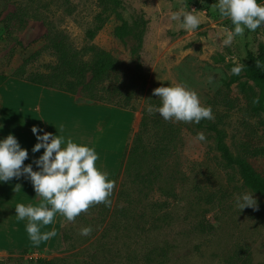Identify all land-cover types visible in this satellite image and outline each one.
<instances>
[{"label":"rangeland","instance_id":"rangeland-1","mask_svg":"<svg viewBox=\"0 0 264 264\" xmlns=\"http://www.w3.org/2000/svg\"><path fill=\"white\" fill-rule=\"evenodd\" d=\"M215 2L119 0L117 12L134 26V37L124 43L114 36L120 23L115 14L93 39L87 37L102 11L98 0H0V75L10 76L19 67L25 74L47 73L56 64L47 37L56 32L72 47L88 53L85 59L93 56L89 48L94 47L116 61L118 72L111 79L125 94L120 101L126 109H121L135 118L119 174L141 128L143 111L149 104H160L153 89L184 83L197 92L203 106L211 107L213 118L206 121L224 134L232 156L247 161L264 178V111L253 110L249 88L256 93L258 89L243 74L247 54L257 53L264 43V27L246 31L231 46L223 45L232 25L213 10ZM19 9L29 12L23 28L10 21ZM177 10H195L200 25L193 31L184 29L179 20L170 19ZM236 65H243L239 75L230 71ZM10 79L7 86V81L0 85L1 131L29 146L37 142L33 125L58 134L62 124L65 137L94 148L98 156H119L121 117L113 113L107 122V113L74 106L63 93ZM243 82L245 90L240 86ZM76 96L86 100L82 94ZM148 115L149 131L137 159L142 173L150 178L157 173L152 151L161 140L169 147L168 156L154 185H143L137 192L133 189L136 202L129 207L116 200L118 177L112 202L115 222L110 228L93 210L84 219L66 220L57 236L61 215L56 214L52 224L41 228L42 232L55 229L56 235L35 245L26 232L27 218L17 219L15 205L36 206L40 198L23 176L0 182V241L15 245L0 246V264H40L37 259L52 260L51 264L80 260L94 264L91 255L99 246L110 250L109 264H264V197L244 183L238 166L221 156L215 132L197 123L165 121L159 113ZM198 132L206 139L196 141ZM17 184L21 187L16 188ZM242 192L253 193L255 207L241 210L235 206V196ZM89 225L93 232L80 235L79 230Z\"/></svg>","mask_w":264,"mask_h":264},{"label":"clouds","instance_id":"clouds-1","mask_svg":"<svg viewBox=\"0 0 264 264\" xmlns=\"http://www.w3.org/2000/svg\"><path fill=\"white\" fill-rule=\"evenodd\" d=\"M213 10L221 19L231 22V29L221 43L231 46L234 38L243 39L246 31L255 32L264 27V0H216ZM171 20H179L181 26L188 30H195L201 19L195 10H177L171 13ZM256 67L264 70V62L257 59ZM243 65H236L230 69L234 75H239ZM213 80L209 77V82ZM153 95L158 96L159 105L149 104L145 111L148 114L159 113L165 121L199 123L202 119H212L210 106H203L195 90L184 83L160 86L153 89ZM261 98L254 96L252 104L260 103ZM56 127V126H55ZM56 127L58 134L46 131L33 125L31 131L36 143L31 148L32 162L25 164L29 158V150L23 148L17 137L8 134L0 139V182H7L12 178L24 177L33 186L39 205L17 203L15 215L18 220L27 218L25 226L30 241L35 245L49 240L56 235L55 229L41 231L43 226L53 223L54 216L60 214L71 222L86 212L90 206L103 204L111 207L115 181L108 179V174L101 171L97 165L98 155L94 148L87 144L77 143L71 137L62 134L63 125ZM203 133H197L195 140H205ZM35 165L36 170L33 166ZM16 188L21 187L19 184ZM235 206L239 209L255 207L256 200L253 193L242 192L235 196ZM80 235L88 236L93 232L91 225L82 227Z\"/></svg>","mask_w":264,"mask_h":264},{"label":"trees","instance_id":"trees-1","mask_svg":"<svg viewBox=\"0 0 264 264\" xmlns=\"http://www.w3.org/2000/svg\"><path fill=\"white\" fill-rule=\"evenodd\" d=\"M98 4L102 7V11L95 16V26L93 29L87 30V37L93 39L98 31L104 27L111 15L115 14V17L120 23L114 28V36L124 43L130 41L132 37H134V26L124 20L120 13L117 12L119 0H98ZM28 16L29 12L27 10L19 9L10 18V21L15 26L23 28L27 24ZM47 40L49 42V47L52 49L53 54L56 57V64L51 66L47 73L35 72L25 74L23 67H19L12 72L10 76L0 75V85L4 84L9 78H17L30 84L72 95L82 94L84 95V98L90 102H99L126 109V105L121 103V101L124 100L123 97L125 94L120 85L114 84V81L111 79V76L118 72L115 59L104 51H96L94 47L89 48V51L93 52V56L90 59H85L88 53H83V50H77L72 47L67 43L65 38H60L56 32L49 33ZM257 59L264 62V43L259 44L257 53L249 52L247 54V62L243 67V74L257 86V93L253 91V89L248 88L251 90L249 96L251 104L254 96H259L261 98L259 104H252L253 110L259 112L264 111V70L256 67L255 61ZM240 86L245 90L246 82L240 83ZM148 116L149 115L146 111H143V117L140 123L141 128L134 136L132 146L127 154L124 169L122 173L119 174L120 183L116 194V200L119 202H125L127 207L136 202L133 197V189L137 192L143 185L146 186L148 184L151 186L156 183L161 175V166L168 156L169 147L161 140V143L152 151V154L154 155V168L157 169V173L153 178L142 173V169L138 165L137 159L140 154L139 150L143 136L149 131V126L147 124ZM159 124L160 120L157 122V126ZM198 126L215 132L216 147L221 153V156L229 164L238 166L244 183L253 191L264 197V178L257 174L247 161L232 156L228 146L224 142V134L215 127V125L206 121V119H202L198 123ZM4 137L5 136L0 134V139H3ZM114 196L115 193L113 190V194L110 197L112 202ZM93 210H97V215L104 225L107 223L109 228L114 225L115 217L113 216L114 212H112V205L111 207H105L102 203L90 206L86 212H82L76 218L84 219L88 213ZM63 241L67 248L68 243L64 232ZM107 252L110 253V250ZM107 252L103 247H97L95 253L91 255L94 264H109ZM37 261H39L40 264L52 263V260L50 261L46 259H37ZM77 264H83V261H77Z\"/></svg>","mask_w":264,"mask_h":264},{"label":"crops","instance_id":"crops-1","mask_svg":"<svg viewBox=\"0 0 264 264\" xmlns=\"http://www.w3.org/2000/svg\"><path fill=\"white\" fill-rule=\"evenodd\" d=\"M11 79H13V78H11ZM8 81L9 80H7V83L5 86L8 85ZM19 81H21V80H19ZM46 89H49V88H46ZM51 90L63 93L62 95L65 96V99H67V101H70V103L73 104L74 106L95 108L102 115L104 113H107V115H104L107 122L110 118L112 119L111 115L113 113L118 115L119 117H121L123 119L121 121V127L118 125L120 127V130L123 131V136L121 139H119L118 145H117V148L119 149L117 151V152H119V156L116 155V157H114V159L107 158V157L102 158V156H98V160L96 161L97 167L101 171L106 172L108 174L107 178L114 180L115 186H116V184L118 182V177H119V173L121 170L122 162H123L122 154H123V151L126 147L128 134L132 130V127L134 126L135 118L132 117L131 114L129 113V111H127V110H124V109H121V108H118V107H115L112 105H108V104H103V103H99V102H90V101H87L84 99H78L76 95L64 93V92L57 91L54 89H51ZM2 93H3V89L1 88V90H0V94H1L0 106H1V99H2V95H3ZM0 134L5 136V137L7 136V133H5L4 131H1V130H0ZM20 144L23 148H26L29 150L30 154H29V158L27 160H29L31 156L33 158V156H39L43 152V149H41L40 152L33 154L31 152V148L33 147L34 144L33 145L31 144L29 146L27 144H23V143H20ZM35 170H36V167H35ZM59 220L60 221L57 223V227L59 228L57 230V236H58V233H60L61 226L66 222V220L64 219V217L62 215L59 216ZM7 244L10 246H15V245H13V242L0 241V246L7 245Z\"/></svg>","mask_w":264,"mask_h":264}]
</instances>
